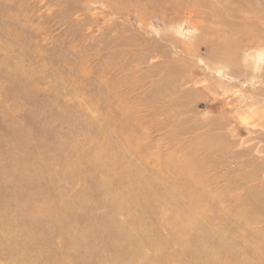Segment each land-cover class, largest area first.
<instances>
[{
	"label": "rangeland",
	"instance_id": "1",
	"mask_svg": "<svg viewBox=\"0 0 264 264\" xmlns=\"http://www.w3.org/2000/svg\"><path fill=\"white\" fill-rule=\"evenodd\" d=\"M0 264H264V0H0Z\"/></svg>",
	"mask_w": 264,
	"mask_h": 264
}]
</instances>
